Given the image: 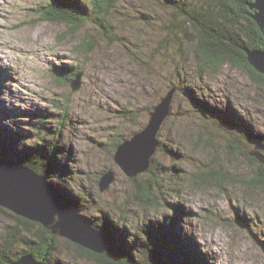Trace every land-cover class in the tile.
Listing matches in <instances>:
<instances>
[{
    "label": "rangeland",
    "instance_id": "obj_1",
    "mask_svg": "<svg viewBox=\"0 0 264 264\" xmlns=\"http://www.w3.org/2000/svg\"><path fill=\"white\" fill-rule=\"evenodd\" d=\"M92 1L82 0L88 18L73 31L39 18L36 8L44 6V0H0L2 128L9 135L20 133L26 144L38 141L49 146L58 137L59 158L49 181L80 198L84 204L80 212L66 204L83 218L100 219L101 208L113 210L111 218L141 234L147 220L156 222L172 214V206L180 207L176 220L185 243L206 253L212 264H264V189L248 186L253 163L242 154L254 151L262 159L264 150L259 142L245 141L243 133L231 131L245 141L233 150L222 136H208L211 130L200 126L220 123L191 102L202 99L219 117L228 111L234 122L240 121L241 132L250 129L263 135L264 82L258 86L244 69L229 64L199 77L189 54L166 56L158 51L162 40L158 20L168 11L162 0H111L108 14L99 18ZM170 58L176 60L175 69ZM62 64L81 67L77 89L55 79L52 68ZM168 93L170 107L156 132L148 167L161 184L154 192L159 198L152 209L142 211L133 203L131 178L113 157L123 141L146 127L149 112ZM147 106L149 112L144 111ZM125 108L130 115H121ZM226 126L214 127V134L227 131ZM115 138L122 140L113 148ZM37 164L43 169L47 162ZM218 170L223 174L219 184L192 181L200 172ZM109 171L112 181L101 190L99 180ZM136 176L152 178L148 169ZM164 200L167 207L162 206ZM129 206L132 213H120ZM3 208L0 235L4 226L20 224L12 219L17 214ZM57 236L63 248L56 250L49 264H91L73 260L64 247L66 238ZM135 239L139 249L147 246L143 237Z\"/></svg>",
    "mask_w": 264,
    "mask_h": 264
},
{
    "label": "trees",
    "instance_id": "obj_2",
    "mask_svg": "<svg viewBox=\"0 0 264 264\" xmlns=\"http://www.w3.org/2000/svg\"><path fill=\"white\" fill-rule=\"evenodd\" d=\"M162 1L168 11L167 14H164V19L160 17L158 20L157 18L158 24L160 23L159 35L162 37L158 44V51L165 52L166 56L174 54L185 57V54H189L196 64L195 71L199 77L206 73L213 75L215 71H219V68L229 64L244 69L253 82L258 86L262 85L264 74L258 72L247 62L244 52V49H264V36L250 16L252 11L249 4L253 0ZM92 3L93 12L98 18L100 15L108 14V10L112 6L111 0H93ZM44 4V6L36 8L39 18L65 24L73 31L78 30L84 20L88 18L87 8L83 5L82 0H44ZM88 42L85 40L84 43ZM79 45L83 48V43ZM170 60L173 61V64L176 63L174 58H170ZM168 63L172 67V63L169 61ZM175 68L176 64L173 66V69ZM80 70V66L70 64L55 65L52 68L57 82L61 84L63 81H67L69 85ZM191 102L200 106V111L208 118L212 117V120H217L220 123V126L212 123L213 128L227 125V131H218L220 134H214L213 128L210 126L200 127L211 130L208 132V136H222L227 146H230V150L238 147L239 142L244 143L245 141L252 142L254 145L260 143L259 147L264 145V134L257 136L250 129L241 132L240 121L238 120L239 124L234 122L233 116L228 111H222L223 116L220 118L217 110L210 107L205 101L203 102L202 99L193 98ZM145 109L144 111L149 112L151 106H147ZM129 113L126 109L121 112V115H130ZM2 127L3 125L0 124V158L11 165H15V161L19 163L17 165L21 163L32 169L37 175L44 176L49 192L59 201L73 204L80 212V207L84 205L80 198L77 199L74 193L68 191V188H54L49 181L50 173H54L53 166L55 167V162L59 158L58 147L61 146L57 145L58 137L56 136L49 146L38 141L34 144H26V142H22L20 133L9 135L7 132L10 131H6ZM231 131L243 133L245 141L236 139L235 134ZM202 133L204 132L202 131ZM121 140V138H115L112 147L115 148ZM252 153L254 154L242 153L247 161L253 163V174L249 179L248 186L264 189V158L261 162L255 152ZM14 157L16 160L12 161ZM41 161L47 162L43 169L37 164ZM148 172L152 174V178L143 179L136 176L130 180L134 184L133 203L137 204L142 211L152 209L157 204L159 195H155L154 192L160 191L161 186L154 179L155 173L152 168H148ZM222 175L219 170L217 173L203 171L197 176H193L192 181L204 183L207 180L219 184ZM163 205L167 207L166 200L162 203ZM131 207H125L126 209L120 210V213H132ZM3 209L0 206V210ZM172 209V214H166L156 222L147 220L141 234H135V231L125 229L113 219L114 217H110L113 210L101 208L98 211L101 215L103 214L100 219L94 218V220L85 217V220L89 221L91 227L105 239L107 248L103 252H95L68 238L65 239L67 246L64 244V247L72 254L73 260L78 258L91 264H212L206 253L200 252L198 247L193 248L189 243H185L178 220H176L180 207L172 206ZM14 218L20 224L14 225L13 223V225L4 226L3 234L0 235V264L17 261L24 255H31L35 261L49 264L56 250L63 248L61 246L63 243L59 244L61 237L57 236L58 234H52L39 223L19 215H15L12 219ZM122 218L124 219V216ZM32 227L37 228L33 231ZM136 237L138 239L143 237L147 241V246L143 245L139 249L135 245ZM19 244H22V247L18 246Z\"/></svg>",
    "mask_w": 264,
    "mask_h": 264
},
{
    "label": "water",
    "instance_id": "obj_3",
    "mask_svg": "<svg viewBox=\"0 0 264 264\" xmlns=\"http://www.w3.org/2000/svg\"><path fill=\"white\" fill-rule=\"evenodd\" d=\"M250 16L257 23L264 36V0H253L249 4ZM247 60L258 72L264 74V49L247 50ZM79 76L71 82L73 90L79 86ZM171 93L162 98L149 112L148 124L136 133L129 141L114 153V161L130 178H134L141 171L149 167L152 153L156 148L155 135L162 120L168 114ZM264 150V145L260 146ZM260 160L261 157L258 156ZM112 173L99 180V188L106 189L112 181ZM44 176L37 175L25 166L10 165L0 158V206L12 210L15 214L36 222L48 229L52 234H58L71 241L89 248L95 252H103L107 243L101 235L90 225V222L79 215L75 209L61 203L48 190ZM8 264H43L33 259L31 255H24L19 260Z\"/></svg>",
    "mask_w": 264,
    "mask_h": 264
},
{
    "label": "bare ground",
    "instance_id": "obj_4",
    "mask_svg": "<svg viewBox=\"0 0 264 264\" xmlns=\"http://www.w3.org/2000/svg\"><path fill=\"white\" fill-rule=\"evenodd\" d=\"M175 89V88H174ZM165 95V94H164ZM18 166H22V165H18ZM147 170V169H146ZM62 203V202H61Z\"/></svg>",
    "mask_w": 264,
    "mask_h": 264
}]
</instances>
